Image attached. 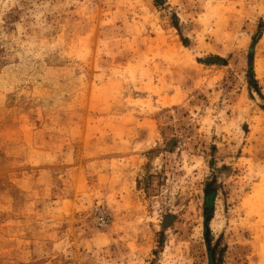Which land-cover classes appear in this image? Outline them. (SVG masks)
Wrapping results in <instances>:
<instances>
[{
  "label": "rangeland",
  "instance_id": "obj_1",
  "mask_svg": "<svg viewBox=\"0 0 264 264\" xmlns=\"http://www.w3.org/2000/svg\"><path fill=\"white\" fill-rule=\"evenodd\" d=\"M0 264H264V0H0Z\"/></svg>",
  "mask_w": 264,
  "mask_h": 264
}]
</instances>
